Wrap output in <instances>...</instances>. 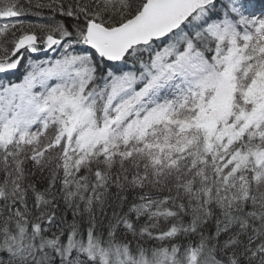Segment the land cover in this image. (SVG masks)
Returning <instances> with one entry per match:
<instances>
[{"label": "snow or ice", "instance_id": "1", "mask_svg": "<svg viewBox=\"0 0 264 264\" xmlns=\"http://www.w3.org/2000/svg\"><path fill=\"white\" fill-rule=\"evenodd\" d=\"M0 264H264V0H0Z\"/></svg>", "mask_w": 264, "mask_h": 264}]
</instances>
